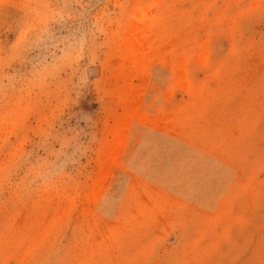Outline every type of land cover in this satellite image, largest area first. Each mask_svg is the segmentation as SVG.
I'll use <instances>...</instances> for the list:
<instances>
[{"label": "rangeland", "instance_id": "1", "mask_svg": "<svg viewBox=\"0 0 264 264\" xmlns=\"http://www.w3.org/2000/svg\"><path fill=\"white\" fill-rule=\"evenodd\" d=\"M0 264H264V0H0Z\"/></svg>", "mask_w": 264, "mask_h": 264}]
</instances>
